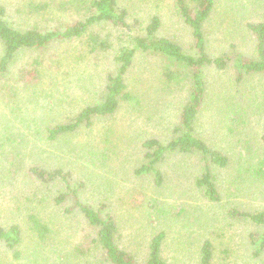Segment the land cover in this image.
I'll list each match as a JSON object with an SVG mask.
<instances>
[{"label":"rangeland","instance_id":"374dc122","mask_svg":"<svg viewBox=\"0 0 264 264\" xmlns=\"http://www.w3.org/2000/svg\"><path fill=\"white\" fill-rule=\"evenodd\" d=\"M0 1L6 3L9 14L19 17L16 8L20 0ZM121 2L140 18L142 25L149 14H158L159 35L184 47L191 41L174 0ZM51 15L67 18L61 11ZM257 21H264V0H214L203 24L209 57L230 56L223 69L214 64L203 66L205 93L194 124L195 134L228 159L225 167H213L218 202L206 200L194 186L202 166L196 154L166 152L158 166L163 175L161 185L154 183L150 172L134 173L142 161L144 140L155 137L167 143L189 96L191 83L186 73L169 59L136 53L125 75L135 100L122 103L112 115L96 117L90 127L82 126L51 143L45 139V125L62 121L88 102L100 101L97 97L103 94L108 68L104 58L93 59L89 54L77 61L67 58L68 64L62 59V72L43 74L36 85L52 95H62V100L31 105L32 112L23 105L19 111L10 109L0 93V129L9 125L15 136H28L22 138L23 146L17 147V166L10 165L5 156L15 143L0 146V225L16 223L22 232L20 258L14 259L0 242V264H108L96 246L85 254L72 250L84 228L76 218L64 215L61 208L49 205V198L40 216L50 231L37 240L26 219L31 209L27 207L38 204L36 199L29 200V191L37 184L26 173L32 163L67 169L72 178L84 183L81 200L109 203L118 224L120 247L138 260L144 259L151 235L163 231L161 256L165 264H199L204 240L211 242L212 264H264V250L254 254L257 245L250 243L248 236L251 232L261 233V229L226 213L232 206L264 210V176L255 173L264 162V74L244 75L240 82L235 81V55L256 56L254 37L246 24ZM66 45L61 44L59 50L65 53ZM83 49V45L72 47L77 53ZM24 60L21 58L19 63ZM166 72L179 76L180 82L168 79ZM5 130L0 131V137ZM59 187L50 184L46 194L51 196Z\"/></svg>","mask_w":264,"mask_h":264},{"label":"trees","instance_id":"16d2710c","mask_svg":"<svg viewBox=\"0 0 264 264\" xmlns=\"http://www.w3.org/2000/svg\"><path fill=\"white\" fill-rule=\"evenodd\" d=\"M20 2V7L16 8L19 17H16L9 14L6 3L0 1V93L9 102V108L19 111L23 105L27 112H32L34 108L31 105L42 106L45 102L62 100V95H52L36 87L43 74L50 76L53 72H62V59L68 64L67 58L77 61L85 59L89 54L93 59L104 58V66L108 68L104 72L103 94L97 97L100 101L88 102L73 114L66 115L62 121L51 126L45 125V139L51 143L64 135L72 134L82 126L90 127L96 117L112 115L122 103L135 100L129 92L125 75L136 53L165 57L186 73V79L191 83L189 96L179 111L178 122L171 130L167 143L163 144L155 137L144 140L142 161L134 173L142 175L150 172L154 183L161 185L163 175L158 166L166 152L196 154L202 166L200 174L194 178V186L206 200L218 202L220 194L213 167H225L228 159L198 137L194 127L205 93L203 66L214 64L223 69L230 59L227 54L211 58L207 51L203 24L212 12L214 0H174L177 13L191 36V41L185 47L168 36L158 34L161 26L158 14H149L147 22L142 25L140 18L133 16L130 8L121 0ZM54 11L63 12L67 18L51 15ZM246 27L254 37L256 56L253 59L235 55L236 82H240L244 75L264 74V21L248 22ZM61 44H67L65 53L58 48ZM74 44L83 45V51H73ZM23 57L25 60L19 63ZM166 75L168 79L172 77L173 82H180L179 76L175 77L167 72ZM4 129L5 135L0 137V146L15 143L11 146V150L16 148L15 151H5L10 165L15 166L18 162L16 157L20 154L17 147H22V138L28 139V136H15L10 133L9 125L0 131ZM262 138L264 139V133ZM11 172L12 170L8 171L9 174ZM26 173L37 183L36 189L32 187L33 190L29 191L31 198L28 199H36L38 204L34 208L27 207L32 211L29 209L26 219L38 241L44 239L50 231L40 216L45 207L44 201L49 198V205L61 208L64 215L76 218L81 229L84 228L72 249L75 253L85 254L96 246L101 249L103 260L108 264H165L161 256L163 231L151 235L144 259L138 260L120 247L118 241L121 236L109 203L99 201L91 204L81 200L80 192L84 189V183L72 178L70 171L60 166L43 168L32 163L27 166ZM255 173L264 176V162ZM50 184L60 186L51 196L46 194V187ZM226 213L230 218L247 220L261 229V233L251 232L248 236L250 243L257 245L254 254L263 251L264 210L248 211L232 206ZM21 234L20 226L16 223L0 225V242L14 259L21 255ZM199 264H212V245L209 240H204L200 246Z\"/></svg>","mask_w":264,"mask_h":264}]
</instances>
